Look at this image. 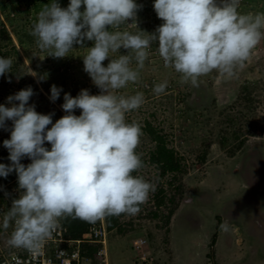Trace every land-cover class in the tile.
Returning a JSON list of instances; mask_svg holds the SVG:
<instances>
[{
	"label": "clouds",
	"instance_id": "clouds-1",
	"mask_svg": "<svg viewBox=\"0 0 264 264\" xmlns=\"http://www.w3.org/2000/svg\"><path fill=\"white\" fill-rule=\"evenodd\" d=\"M240 3L154 0L153 9L162 23L151 33L138 28L137 14L143 5L136 0H69L67 7L51 0L43 5L29 31L36 47L54 59L68 57L76 45L86 48L83 71L99 94L92 95L88 89L75 97L65 93L61 108L66 114L55 123L54 113H38L29 104L34 95L31 86L8 96L10 106L0 104V128L10 131L3 146L11 162L0 163V177L6 179L15 172L19 193L0 220L5 232L12 229L6 247L35 255L62 219L96 223L140 213L155 185L134 175L144 167L137 153L142 131L126 116L141 108L145 97L140 91L125 95L121 90L139 84L153 44L163 67L173 70L182 85L199 87L201 78L213 72L233 78L264 40V12L242 13ZM129 25L138 31L125 30ZM121 49L127 54H120ZM12 66V58L0 56V77L11 73ZM42 80L39 77L37 83ZM167 87V80L155 83L152 92L159 96ZM62 91L53 84L50 101L59 99ZM77 109L81 110L78 116ZM25 158L31 163H21ZM220 230L230 228L221 223ZM107 248L111 257L108 234ZM136 262L140 264L137 258ZM152 264H157L156 258Z\"/></svg>",
	"mask_w": 264,
	"mask_h": 264
},
{
	"label": "rangeland",
	"instance_id": "rangeland-1",
	"mask_svg": "<svg viewBox=\"0 0 264 264\" xmlns=\"http://www.w3.org/2000/svg\"><path fill=\"white\" fill-rule=\"evenodd\" d=\"M50 2L0 0V29L5 28L14 39L16 52H13V58L21 55L25 63L23 76L12 81L14 93L22 89L23 78L27 80L25 88L37 87L38 84L45 89L53 84L62 88V96L55 102L44 95L29 101L38 113H54L52 119L58 120L61 114H66L61 108L65 93L77 96L79 90L88 89L90 94L97 95L99 89L83 71L82 57L86 48L79 49L80 46L76 45L77 49L68 57L54 59L36 47L29 31L43 5ZM57 2L61 7L69 4V0ZM136 3L143 5L137 14L138 28L153 32L162 23L153 9L154 0H136ZM239 10L245 14L264 12V0H241ZM125 30L138 31L134 25L127 26ZM86 46L90 47L91 42H86ZM120 54L127 52L121 49ZM111 55L115 57L117 54ZM108 62L103 63L106 66ZM33 72L37 74L35 77ZM39 77L43 80L37 83ZM165 80L168 81L165 93L155 95L152 92L154 84ZM247 84L257 86L253 95L258 104V132L255 135L247 133L244 147L230 156L229 151L237 147V141L224 142L222 138V131L226 128L225 115L230 112L228 108L238 101L242 87ZM94 89L96 92H92ZM138 90L144 93L145 102L138 110L128 113L126 118L137 123L155 107L161 106L172 115L176 123L174 145L187 159L189 168L184 175L186 200L178 206L171 225L163 217L140 218L138 233L131 232L125 236L109 233L112 264H138L136 258L139 253L131 248V244L133 239L138 238L136 236L142 235L148 238L147 246L153 250L157 264H211L208 254L212 251L216 233L218 239L213 248L220 264H264V40L233 78L226 79L213 72L201 78L199 87L180 84L178 75L163 67L153 44L145 68L141 70L139 84H130L121 93L129 95ZM7 97L1 104L10 106ZM43 100L48 102H37ZM80 111L77 109L74 114L78 116ZM206 143H210L209 153L207 161L202 163L197 156ZM45 147L50 149L51 145L45 143ZM142 151L139 152L141 155L144 154ZM143 173L144 178L156 188L159 178L155 167L147 164ZM147 202L154 209L153 201ZM138 221L136 218L134 223ZM221 223H226L230 230L222 232Z\"/></svg>",
	"mask_w": 264,
	"mask_h": 264
},
{
	"label": "trees",
	"instance_id": "trees-1",
	"mask_svg": "<svg viewBox=\"0 0 264 264\" xmlns=\"http://www.w3.org/2000/svg\"><path fill=\"white\" fill-rule=\"evenodd\" d=\"M14 43V39L8 35L7 30L5 28L0 29V56L10 57L12 60H14L11 73L0 77V104L6 99L7 96L15 94L14 90L12 89V87L14 88L12 84L13 79L17 77V75L23 76L22 72L24 69L22 68L25 67L24 59L21 55L18 56V58H13V52H16ZM9 78L11 79V83L8 82ZM24 80V78L21 80L22 84L20 86H23L22 89H25L26 87L25 84L27 80ZM256 89V84L244 85L242 87V94L238 96V101L228 108L230 112L225 115L224 123L226 128L222 131V138L224 139V142L228 140L232 143L235 141L238 143H235L237 147H234L233 150L229 151L230 156H234L237 151L244 147L245 143L247 142V138H245L247 133L255 135L258 132L256 125L258 104L253 95ZM79 92L80 90L76 92V94L78 95ZM92 92H96V90L94 89ZM71 95L76 96L74 94ZM37 102L43 104V102H48V100ZM239 107H241L242 110H240ZM159 108L155 107L153 111L146 114L145 118L137 122L140 125L142 131V135L140 137L141 144L139 143L138 145L137 153L140 154L139 152H141V149L143 150L142 152H144V154L140 155L144 161V167L139 173H134V175H142L144 177L143 170L147 164L154 166L158 171V185L156 186L153 193L150 194L151 197L148 199L149 201H153L154 209L148 206V202L146 201L143 205H141V211L138 214L139 217L121 215L119 217L106 218L104 222L108 230V234L115 232L116 234L125 236L131 232L138 233V228L141 227L140 218L151 219L152 217L157 219L163 217V220L169 223L172 216L176 213L178 206L184 200V195L186 194L187 188V185L184 182V175L189 171L187 159L180 152L178 147L174 145L176 126L174 118L170 113H168L166 107L161 106ZM159 111L161 118L159 117ZM249 113H252L251 115L254 117V119L249 115ZM62 116L63 114H61L59 118ZM52 120L53 123H55L56 120ZM126 120L131 122L128 117ZM10 123L12 124V122L8 121L7 126L12 127ZM49 127H51V125H49ZM5 139H8V137H3L1 140L0 163L10 164L11 162L8 160L9 154L4 150L5 147L3 146V141ZM209 146L210 143H206L205 147L201 150L202 152L198 154L197 158L199 162L204 163L207 161ZM13 181H15V185H18L15 172L11 173L6 179L0 177V186L7 185L6 188L0 190V204L7 202L5 193L11 190L13 186L10 183ZM136 218H138L139 221L134 223ZM61 221L68 229L67 235L75 239L80 238L81 235L90 228V226L95 224L80 219H72L71 217L62 219ZM217 239L218 234L216 233L212 241V251H210L208 254L211 264H219L213 248L217 242ZM110 241L111 239L108 242L109 244ZM98 247L99 245L97 244H84L83 251L93 254L95 251H97Z\"/></svg>",
	"mask_w": 264,
	"mask_h": 264
},
{
	"label": "built area",
	"instance_id": "built-area-1",
	"mask_svg": "<svg viewBox=\"0 0 264 264\" xmlns=\"http://www.w3.org/2000/svg\"><path fill=\"white\" fill-rule=\"evenodd\" d=\"M34 95L31 98H41L42 95L49 97L50 89L43 88L40 84L37 87H32ZM11 129V126H8ZM4 133L10 138V131H5L0 128V146L1 140L5 137ZM9 133V134H8ZM8 153V150L4 148ZM9 154V153H8ZM25 165L31 163L27 158L21 160ZM13 186L6 196L7 202L0 204V220L8 208L11 206L12 199L18 198V185ZM9 185V184H8ZM0 186V190L6 188ZM11 228L5 232L0 228V264H110V257L107 248V234L104 220L93 224L88 231L83 233L81 238L74 239L67 235L68 229L60 220L57 230L48 240L41 251L35 255L22 249H10L6 247L5 241L11 232ZM99 244V248L95 253H86L83 251L84 244ZM148 240L145 237L135 238L132 242V249L139 253L137 261L141 264H152L155 261L154 256L148 250Z\"/></svg>",
	"mask_w": 264,
	"mask_h": 264
},
{
	"label": "crops",
	"instance_id": "crops-1",
	"mask_svg": "<svg viewBox=\"0 0 264 264\" xmlns=\"http://www.w3.org/2000/svg\"><path fill=\"white\" fill-rule=\"evenodd\" d=\"M186 199H184L183 201H185ZM217 243V242H216ZM109 251H110V245H109ZM215 253H216V251H215ZM216 259H217V253H216ZM217 261H218V259H217ZM218 263L220 264V262L218 261ZM111 264H112V261H111ZM132 264V263H131Z\"/></svg>",
	"mask_w": 264,
	"mask_h": 264
}]
</instances>
